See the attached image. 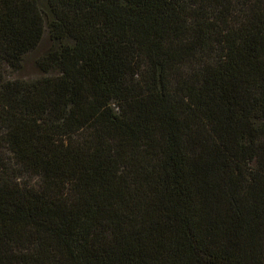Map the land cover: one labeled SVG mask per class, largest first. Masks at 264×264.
Returning <instances> with one entry per match:
<instances>
[{
  "label": "trees",
  "instance_id": "16d2710c",
  "mask_svg": "<svg viewBox=\"0 0 264 264\" xmlns=\"http://www.w3.org/2000/svg\"><path fill=\"white\" fill-rule=\"evenodd\" d=\"M0 264H264V0H0Z\"/></svg>",
  "mask_w": 264,
  "mask_h": 264
},
{
  "label": "rangeland",
  "instance_id": "374dc122",
  "mask_svg": "<svg viewBox=\"0 0 264 264\" xmlns=\"http://www.w3.org/2000/svg\"><path fill=\"white\" fill-rule=\"evenodd\" d=\"M51 40L49 36L47 35L41 45V47L33 52L26 60L25 67L19 72L16 73L15 76L25 77V78H35L39 77L41 74L40 69L38 68L36 64V59L49 47L51 46ZM12 75V73H11Z\"/></svg>",
  "mask_w": 264,
  "mask_h": 264
}]
</instances>
